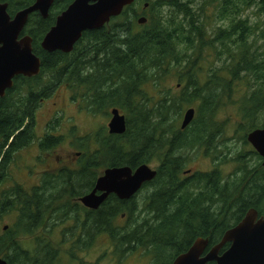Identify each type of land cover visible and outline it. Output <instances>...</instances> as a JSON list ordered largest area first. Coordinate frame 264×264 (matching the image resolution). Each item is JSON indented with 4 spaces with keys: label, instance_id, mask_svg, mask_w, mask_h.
<instances>
[{
    "label": "trees",
    "instance_id": "obj_1",
    "mask_svg": "<svg viewBox=\"0 0 264 264\" xmlns=\"http://www.w3.org/2000/svg\"><path fill=\"white\" fill-rule=\"evenodd\" d=\"M35 1L0 0L11 17ZM73 2L54 0L47 18L30 15L23 34L32 38L40 74L16 77L0 98V221L15 213L0 234V257L67 264L64 254L84 264L82 253L102 243L117 260L140 253L150 264H173L198 238L208 248L220 243L249 210L264 216L263 159L247 141L264 128V20L243 15L252 6L264 15V0H137L103 28L83 33L71 53L45 51V35ZM142 16L147 23L139 25ZM61 85L94 115L119 109L126 132L110 135L102 127L76 138L75 168L46 172L39 185L25 187L12 165L38 140L36 112ZM229 106L236 118L225 116ZM188 107L195 118L182 130ZM62 140L39 144L49 151ZM193 155L210 159L213 169L191 171ZM143 164L156 165L157 175L132 199L110 195L98 210L78 203L106 168ZM231 164L224 175L220 167Z\"/></svg>",
    "mask_w": 264,
    "mask_h": 264
},
{
    "label": "water",
    "instance_id": "obj_2",
    "mask_svg": "<svg viewBox=\"0 0 264 264\" xmlns=\"http://www.w3.org/2000/svg\"><path fill=\"white\" fill-rule=\"evenodd\" d=\"M137 0H74L56 20L55 25L45 35L42 48L49 52L60 51L69 54L83 33L103 28L121 15L123 10ZM54 0H36L34 4L19 10L13 17L8 12V4L0 2V98L13 87L19 76L34 77L40 74L41 60L33 53L32 38L23 34L29 17L39 13L47 18ZM147 7V4H146ZM139 25L147 23V18L138 19ZM193 107L186 109L181 119V129H186L195 118ZM126 117L119 109L110 111L108 132L110 135H123L126 132ZM248 143L263 159L264 167V128L256 129L247 136ZM187 171L186 173H190ZM157 170L143 164L136 169L129 166L109 167L98 177L93 190L79 198L81 204L90 210H98L110 195L120 200H130L141 191L146 183L155 179ZM9 226L5 225L3 230ZM230 247L219 255L221 248ZM209 245L207 239L198 238L189 250L179 255L173 264H264V217L251 209L243 220L227 231L219 244L204 255ZM0 264H9L0 257Z\"/></svg>",
    "mask_w": 264,
    "mask_h": 264
},
{
    "label": "rangeland",
    "instance_id": "obj_3",
    "mask_svg": "<svg viewBox=\"0 0 264 264\" xmlns=\"http://www.w3.org/2000/svg\"><path fill=\"white\" fill-rule=\"evenodd\" d=\"M243 15L247 16L251 21H258L257 16H260V18L264 20V15L258 14L257 6L249 8L244 7ZM171 84L175 85L176 81H171L170 85ZM72 96V91L66 85H61L56 88L51 96L41 102L36 112V133L38 139L46 131L50 123L49 127L53 126L55 130H57L56 134L60 135L58 137H62L63 140L59 146L49 151L39 150V148H37L38 140L29 147L21 150L17 154V159L12 165L11 170V175L16 182L29 188L38 185L41 181V176L46 172H55L63 167L75 168L78 163L76 153H81L78 144L75 143L76 138H83L89 134L97 133L102 127L105 131H108L110 116L92 114L84 108H81L82 106H80V103L73 101ZM224 112L225 116L236 118V109L234 107L229 106ZM59 118L60 121L54 125L52 120ZM230 129H232V126H230ZM235 141L236 140L231 139L229 144L233 145ZM235 148L236 146L233 147V149ZM195 157L196 158H194L189 165L191 171H209L213 169V163L210 159L200 155ZM70 158L74 161L72 162ZM150 166L156 169V165L152 164ZM220 168L224 175H228L233 172L234 165H226ZM144 193L145 192L141 193L140 196ZM14 220L15 213L6 215L0 221V234L3 232V227L5 225H11ZM56 231L59 232L57 233ZM55 232L56 233H53L54 237L58 238L61 228L55 230ZM95 246V248L90 249L88 252L82 253L81 258L84 259V264H150V259L140 253L131 255L125 259L117 260L113 257L111 250L109 253V249L106 245L101 243ZM64 249H68V244H65ZM62 256L67 264H71L64 254Z\"/></svg>",
    "mask_w": 264,
    "mask_h": 264
},
{
    "label": "flooded vegetation",
    "instance_id": "obj_4",
    "mask_svg": "<svg viewBox=\"0 0 264 264\" xmlns=\"http://www.w3.org/2000/svg\"><path fill=\"white\" fill-rule=\"evenodd\" d=\"M53 121V120H52ZM51 121V122H52ZM50 124V123H49ZM49 124H48V126H47V129H46V131L42 134V136L41 137H39V139H38V142H37V148H39V150H41V151H43L42 150V148H41V146H40V140H44V139H46L47 137H58V136H60V135H57L56 134V132H57V130H55V129H52V127H49ZM60 145V144H59ZM58 145V146H59ZM57 147V146H56ZM80 152L79 153H76V155H77V157H78V159H79V157H80ZM71 159V161L73 162L74 160L72 159V158H70ZM75 159H76V157H75ZM64 168V167H63ZM60 169H62V168H60ZM60 169H58V170H60ZM42 177V176H41ZM39 185V184H38ZM37 186V185H36ZM78 203H80L81 204V202L78 200ZM82 205V204H81ZM261 217H264V216H260L259 214H258V218H261ZM243 220V219H242ZM241 220V221H242ZM240 221V222H241ZM239 222V223H240ZM238 223V224H239ZM237 224V225H238ZM236 225V226H237ZM235 227V226H234ZM234 227H232V228H234ZM232 228H230V229H232ZM230 229H228L227 231H229ZM226 231V232H227ZM225 232V233H226ZM219 244V243H218ZM214 246H212V247H210V248H208L207 247V249H206V252L204 253V255L205 254H207V252L211 249V248H213ZM230 247V244H227V245H225L223 248H221V250H220V252H219V255H222L228 248ZM210 263V262H209ZM212 263H215L216 264V262H212Z\"/></svg>",
    "mask_w": 264,
    "mask_h": 264
}]
</instances>
